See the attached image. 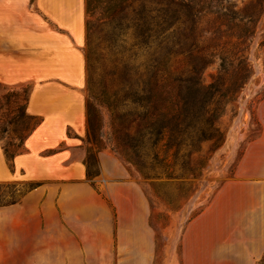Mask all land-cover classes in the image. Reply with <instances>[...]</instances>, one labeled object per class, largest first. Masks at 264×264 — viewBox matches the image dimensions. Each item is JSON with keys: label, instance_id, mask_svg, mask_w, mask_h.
Returning <instances> with one entry per match:
<instances>
[{"label": "crops", "instance_id": "0c3cea01", "mask_svg": "<svg viewBox=\"0 0 264 264\" xmlns=\"http://www.w3.org/2000/svg\"><path fill=\"white\" fill-rule=\"evenodd\" d=\"M86 38V0H0V79L31 83L28 111L40 118L13 167L0 140V181L36 182L0 204V264H152L142 185L100 150L107 198L87 174L85 153L75 154L88 136ZM258 116L259 133L233 174L188 222L184 264L264 257V98Z\"/></svg>", "mask_w": 264, "mask_h": 264}, {"label": "rangeland", "instance_id": "374dc122", "mask_svg": "<svg viewBox=\"0 0 264 264\" xmlns=\"http://www.w3.org/2000/svg\"><path fill=\"white\" fill-rule=\"evenodd\" d=\"M178 3L165 11L175 23L164 36L162 51L173 50L164 75L190 76L204 62L202 86L183 122L160 138L153 133L149 105L135 101L133 91L146 79L153 52L140 45L136 12L130 9L128 20L120 22L107 17L106 3L88 10L86 0L87 109L88 101L93 102L102 118L95 119L93 133L75 154L85 153L87 174L107 198L106 181L97 178L100 150H109L124 163L127 177L142 185L154 236L152 264H184L183 232L231 177L247 143L259 133L264 98V0ZM189 6L192 18L186 15ZM188 85L184 81V92ZM31 86L0 79V134L16 148L38 119L28 117ZM132 124H138L133 131ZM33 183L0 181V204L16 201ZM256 264H264V257Z\"/></svg>", "mask_w": 264, "mask_h": 264}, {"label": "trees", "instance_id": "16d2710c", "mask_svg": "<svg viewBox=\"0 0 264 264\" xmlns=\"http://www.w3.org/2000/svg\"><path fill=\"white\" fill-rule=\"evenodd\" d=\"M106 3L104 7L110 13L107 17L117 18L120 22L127 21L131 13L130 9L135 11L138 19L135 22L138 29V37L141 39L140 45H144L148 50H153L149 55L148 62L146 63L147 72L146 79L143 80V84L140 88H133L134 93H137L135 101H138L142 106L149 105L147 113L150 114L153 122L151 123L153 133L157 134L160 138H163L168 134V131H172L176 126L183 122V114L190 104L198 99V92L202 86L201 76L199 74L200 68L204 65L201 64L193 70V74L190 76H184L179 74L176 76L165 77V65L170 61V54L172 49L168 50L164 54L162 51L163 42L165 41V33L170 28L169 25L175 22H170L165 15V11L174 3H178V0H88V10L94 9L100 3ZM182 8V3H178ZM187 4V3H186ZM188 5V4H187ZM187 7V18L193 15V10ZM176 17V16H175ZM178 19V16H177ZM167 22V25H165ZM163 35V37H162ZM188 80L189 85L187 91H183V83ZM91 83V82H90ZM131 86V84H129ZM132 87V86H131ZM28 99V98H27ZM206 100H203V102ZM206 101L205 103H207ZM109 105H111L109 103ZM100 109L91 101H88V134L93 133L94 121L96 118L101 117ZM147 115V114H146ZM160 115V117L158 116ZM36 115H28L32 119ZM37 117V116H36ZM33 123L31 128L24 136V141L27 136L32 132L36 125L40 122V118ZM138 124L130 126L137 128ZM135 132V130H134ZM96 136V135H95ZM3 135L0 134V140L2 141ZM3 143V147L8 159L11 161L12 167L14 166L13 159L17 153H19L24 145L16 148V143ZM90 176V173H88ZM35 183L30 187H34ZM15 202V201H11ZM8 202V203H11ZM5 204V203H2Z\"/></svg>", "mask_w": 264, "mask_h": 264}, {"label": "bare ground", "instance_id": "6f19581e", "mask_svg": "<svg viewBox=\"0 0 264 264\" xmlns=\"http://www.w3.org/2000/svg\"><path fill=\"white\" fill-rule=\"evenodd\" d=\"M194 199H192L191 201H190V203H189V207L191 208L192 206H193V204H194Z\"/></svg>", "mask_w": 264, "mask_h": 264}]
</instances>
